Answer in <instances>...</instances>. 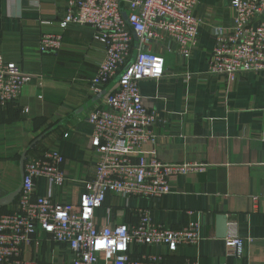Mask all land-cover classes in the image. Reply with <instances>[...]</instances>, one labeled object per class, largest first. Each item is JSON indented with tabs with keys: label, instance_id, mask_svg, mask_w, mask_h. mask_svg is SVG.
Returning <instances> with one entry per match:
<instances>
[{
	"label": "crops",
	"instance_id": "1",
	"mask_svg": "<svg viewBox=\"0 0 264 264\" xmlns=\"http://www.w3.org/2000/svg\"><path fill=\"white\" fill-rule=\"evenodd\" d=\"M69 0H0V52L33 75L17 101L0 107V198L17 190L23 181L22 156L29 149H55L67 157V178L62 186L45 178L36 180L34 196L76 205L85 181L95 173L96 153L90 144L93 126L89 114L102 107L111 88L92 89L91 79L104 58L101 43L90 26L71 25L58 52L40 51V34L66 13ZM194 15L201 19L199 41L189 58L165 39L151 49L166 60L160 79H145L141 93L158 115L154 142L145 154L167 163H196L203 171L178 176L172 191L158 199L109 195L98 211L106 224L136 222L138 208L152 221L178 227L190 219L200 224L197 245L171 253L164 245L145 247L169 260L198 264H264V73H243L228 81L208 73L215 44L214 28L233 25L231 0H196ZM37 143L31 145L36 141ZM27 160V156L25 162ZM19 195L6 212L18 206ZM235 220L246 239L245 255H227L225 237L219 236V216ZM25 259L70 264L68 245L53 242L42 230Z\"/></svg>",
	"mask_w": 264,
	"mask_h": 264
},
{
	"label": "built area",
	"instance_id": "2",
	"mask_svg": "<svg viewBox=\"0 0 264 264\" xmlns=\"http://www.w3.org/2000/svg\"><path fill=\"white\" fill-rule=\"evenodd\" d=\"M121 1L127 13L126 20ZM196 0H69L58 21H43L51 30L40 34L42 53L58 52L71 25L93 28V40L102 44L104 58L91 79L92 89L109 86L104 105L93 110L90 138L96 153L95 173L85 181L76 205L54 200L51 195L34 196L36 180L62 186L67 178V157L55 149L34 147L27 153L23 188L15 209L0 212V264H59L25 259L23 252L34 244L42 230L53 242L68 245L74 258L70 264H198L177 263L145 247L164 245L169 252L197 245L200 224L195 219L178 227L152 221L150 212L138 208L136 222L107 223L98 220L109 195L122 199H158L172 191L180 175L203 171L196 163H167L145 154L144 145L154 142L157 113L141 93L145 79H160L166 60L151 49L153 41L165 39L189 58L199 41L201 19L194 15ZM234 12L230 28L215 26V44L208 73L228 81L243 73H264V0H231ZM132 26V27H131ZM137 34V40L133 30ZM33 79L15 61L0 52V107L18 100L23 87ZM118 79V80H117ZM2 181L0 175V183ZM227 255L241 259L246 239L237 222L230 220L225 236Z\"/></svg>",
	"mask_w": 264,
	"mask_h": 264
},
{
	"label": "water",
	"instance_id": "3",
	"mask_svg": "<svg viewBox=\"0 0 264 264\" xmlns=\"http://www.w3.org/2000/svg\"><path fill=\"white\" fill-rule=\"evenodd\" d=\"M121 8H122V12H123L126 20H128L127 13H126L125 8H124V1H121ZM132 30H133V33H134V36H135V40H137V34H136V32L134 31L133 28H132ZM37 141L38 140H36L31 145L30 148H32L33 145H35L37 143ZM27 153L25 152L24 155L22 156V160L21 161H22V167L23 168H24V164H25V159H26ZM24 173H25V171H24ZM22 188H23V181H22L21 186L17 190L13 191L12 193H10L9 195H7L5 197L0 198V207H4V206H7V205L11 204L16 199V197L21 193ZM218 219L220 221L219 236L220 237H225L226 233H227V217L225 215H220Z\"/></svg>",
	"mask_w": 264,
	"mask_h": 264
},
{
	"label": "trees",
	"instance_id": "4",
	"mask_svg": "<svg viewBox=\"0 0 264 264\" xmlns=\"http://www.w3.org/2000/svg\"><path fill=\"white\" fill-rule=\"evenodd\" d=\"M33 148H34V147H33ZM33 148H32V149H33ZM32 149H29L28 153H29ZM38 150H39V149H38ZM41 150H43V149H41ZM7 211H8V210H7ZM0 212H2V211H0Z\"/></svg>",
	"mask_w": 264,
	"mask_h": 264
}]
</instances>
